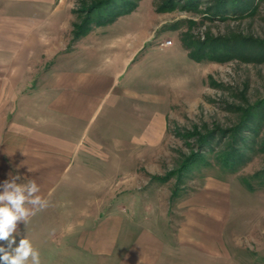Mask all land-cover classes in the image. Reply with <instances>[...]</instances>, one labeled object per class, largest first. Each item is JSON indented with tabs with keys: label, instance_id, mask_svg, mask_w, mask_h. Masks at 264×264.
Wrapping results in <instances>:
<instances>
[{
	"label": "rangeland",
	"instance_id": "obj_1",
	"mask_svg": "<svg viewBox=\"0 0 264 264\" xmlns=\"http://www.w3.org/2000/svg\"><path fill=\"white\" fill-rule=\"evenodd\" d=\"M90 1L71 0L80 23ZM133 1V15L97 27L102 40L144 27L117 80L135 96L133 163L118 169L133 195L95 204L77 236L34 242L41 264H264V0L225 17L214 0ZM148 237L159 246L144 260Z\"/></svg>",
	"mask_w": 264,
	"mask_h": 264
},
{
	"label": "crops",
	"instance_id": "obj_2",
	"mask_svg": "<svg viewBox=\"0 0 264 264\" xmlns=\"http://www.w3.org/2000/svg\"><path fill=\"white\" fill-rule=\"evenodd\" d=\"M72 11L71 0H0V191L11 177L35 179L47 201L18 223L17 244L25 236L54 244L59 229L77 236L95 204L136 186L119 188V166L135 153V96L117 80L145 49L143 24L106 40L98 24L76 36ZM143 242L142 258H154L158 242Z\"/></svg>",
	"mask_w": 264,
	"mask_h": 264
},
{
	"label": "clouds",
	"instance_id": "obj_3",
	"mask_svg": "<svg viewBox=\"0 0 264 264\" xmlns=\"http://www.w3.org/2000/svg\"><path fill=\"white\" fill-rule=\"evenodd\" d=\"M30 172H32L29 169ZM19 176L5 180L0 191V264H41L40 253L29 239L22 237L18 244L17 226L25 225L30 217L47 206L40 195L41 187L35 179L17 183Z\"/></svg>",
	"mask_w": 264,
	"mask_h": 264
},
{
	"label": "trees",
	"instance_id": "obj_4",
	"mask_svg": "<svg viewBox=\"0 0 264 264\" xmlns=\"http://www.w3.org/2000/svg\"><path fill=\"white\" fill-rule=\"evenodd\" d=\"M185 1V0H184ZM190 1V0H189ZM217 5L211 8L212 14L225 17L232 8L239 7V2L241 0H214ZM137 7L136 2L133 0H91L85 6V17L82 19L81 23L76 26V36L87 32L91 29L93 24L106 25L115 21L118 17L134 11ZM264 103V102H263ZM260 106H258L259 108ZM254 113V112H253ZM252 114V112H251ZM245 123V122H244ZM244 123L240 124L236 128L234 135H236L240 127L244 126ZM230 151V153L225 157V165L232 167L234 165V159L237 155ZM246 158V157H245Z\"/></svg>",
	"mask_w": 264,
	"mask_h": 264
},
{
	"label": "built area",
	"instance_id": "obj_5",
	"mask_svg": "<svg viewBox=\"0 0 264 264\" xmlns=\"http://www.w3.org/2000/svg\"><path fill=\"white\" fill-rule=\"evenodd\" d=\"M172 41H167L166 44H170Z\"/></svg>",
	"mask_w": 264,
	"mask_h": 264
}]
</instances>
